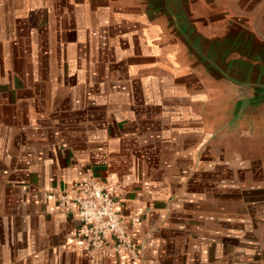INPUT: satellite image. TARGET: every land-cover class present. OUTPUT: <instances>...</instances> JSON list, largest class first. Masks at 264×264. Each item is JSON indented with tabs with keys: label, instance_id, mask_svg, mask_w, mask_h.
I'll list each match as a JSON object with an SVG mask.
<instances>
[{
	"label": "crops",
	"instance_id": "crops-1",
	"mask_svg": "<svg viewBox=\"0 0 264 264\" xmlns=\"http://www.w3.org/2000/svg\"><path fill=\"white\" fill-rule=\"evenodd\" d=\"M150 2L0 0V264H93L45 198L84 175L117 187L140 250L96 264H264V115L225 128L179 23L264 44V0Z\"/></svg>",
	"mask_w": 264,
	"mask_h": 264
},
{
	"label": "rangeland",
	"instance_id": "rangeland-1",
	"mask_svg": "<svg viewBox=\"0 0 264 264\" xmlns=\"http://www.w3.org/2000/svg\"><path fill=\"white\" fill-rule=\"evenodd\" d=\"M170 1L172 0H152L149 5L152 3L151 9L157 11L163 19H167ZM179 4L181 5V0ZM197 22L209 26L206 35L203 36L195 30L194 23ZM235 22L238 21H193L192 26L184 27L183 21H179L180 31L185 32L189 43L192 62L201 65L209 81L218 83L216 86L223 92L221 98L225 128L237 125L238 130L245 133L252 127V112L261 116L258 122L262 124L264 53L263 57L253 60L244 57V51L248 46L251 47L249 43L257 46L259 44L258 47L263 49L264 44L256 42L257 36L246 28L242 30L243 36L237 38ZM218 23H221V27L216 26ZM253 99L255 101H252ZM29 193L32 196L37 195L32 187Z\"/></svg>",
	"mask_w": 264,
	"mask_h": 264
},
{
	"label": "built area",
	"instance_id": "built-area-1",
	"mask_svg": "<svg viewBox=\"0 0 264 264\" xmlns=\"http://www.w3.org/2000/svg\"><path fill=\"white\" fill-rule=\"evenodd\" d=\"M45 198L79 221L77 245L93 264L110 254L126 256L133 263L139 259L138 244L119 212L117 187L110 181L84 175L65 188L51 189Z\"/></svg>",
	"mask_w": 264,
	"mask_h": 264
}]
</instances>
